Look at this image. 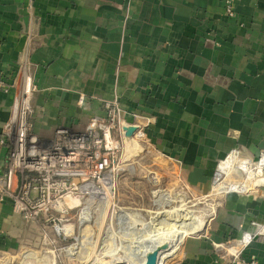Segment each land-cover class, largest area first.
I'll return each instance as SVG.
<instances>
[{
	"label": "crops",
	"instance_id": "1",
	"mask_svg": "<svg viewBox=\"0 0 264 264\" xmlns=\"http://www.w3.org/2000/svg\"><path fill=\"white\" fill-rule=\"evenodd\" d=\"M25 60L38 137L82 133L117 94L127 122L203 193L228 155L238 159L233 150L248 159L264 150V0H0V74L11 85L0 90V173L15 148L4 133ZM249 192L225 191L205 234L186 239L183 264H223L213 245L264 223V187ZM9 219L0 203V227ZM243 258L264 264V237Z\"/></svg>",
	"mask_w": 264,
	"mask_h": 264
},
{
	"label": "rangeland",
	"instance_id": "2",
	"mask_svg": "<svg viewBox=\"0 0 264 264\" xmlns=\"http://www.w3.org/2000/svg\"><path fill=\"white\" fill-rule=\"evenodd\" d=\"M138 131L128 142L124 134L117 137L111 150L82 148L79 174L68 177L58 174L63 169L57 142L37 136L36 153L52 168L25 169L16 193L0 201L11 208V219L2 224L6 229L0 227V264H143L145 251L160 242L176 245L172 233L163 237L169 227L185 220L183 228L208 227L226 195L222 187L245 182L242 170L232 169L223 179L214 176L203 193ZM194 236H185L175 253L162 254L160 264H183L184 243ZM213 247L228 263L225 250Z\"/></svg>",
	"mask_w": 264,
	"mask_h": 264
},
{
	"label": "built area",
	"instance_id": "3",
	"mask_svg": "<svg viewBox=\"0 0 264 264\" xmlns=\"http://www.w3.org/2000/svg\"><path fill=\"white\" fill-rule=\"evenodd\" d=\"M229 16L235 15L233 7L228 4L226 8ZM30 63L28 60L23 61L20 67L21 80L23 81V95L18 99L15 108L17 109L14 116L11 117L10 122L5 127L4 136L6 138H15V148L11 153L10 167L6 173H0V201L7 198L8 195L16 193L20 180L25 176V169L32 172H49L52 168L50 160H47L45 155L38 156V137L34 133V121L32 119L33 108L31 99L37 87L30 75ZM11 89L4 77L0 74V90L8 93ZM105 113L104 115L94 116L90 119L86 134L72 133L70 130L62 129L58 131L59 139L56 141L59 149H62V154L59 157V164L62 165V171L58 173L60 176H76L79 174L77 169L80 167V150L84 147H104L106 150H111L117 147L118 138L124 134L123 126L130 123L126 120V111L123 109L120 99L117 94L110 100L103 103ZM136 126L139 131L136 136L144 137L145 132L140 125ZM70 132V133H69ZM118 137V138H117ZM0 143H5V138L0 137ZM243 159L244 164L248 170H251L256 178L262 182L256 186L257 189L264 187V150L259 153L257 158H244L241 151L236 149L231 153H235ZM30 156L28 159L26 156ZM98 153L95 154L97 156ZM229 156V155H228ZM93 156L91 155L90 158ZM106 161V159H104ZM249 174V172H248ZM243 175H247L243 171ZM31 174H28L29 178ZM243 181V180H242ZM230 186V185H229ZM238 194L247 195L252 192L247 191L244 184H238ZM252 231L244 232L240 240L231 243L223 244L216 248L225 250V257H229L228 263L223 264H260L255 259L243 258V252L259 237H264V223L252 222ZM235 248V253L231 251ZM223 260V258H221ZM221 262L218 261V264Z\"/></svg>",
	"mask_w": 264,
	"mask_h": 264
},
{
	"label": "bare ground",
	"instance_id": "4",
	"mask_svg": "<svg viewBox=\"0 0 264 264\" xmlns=\"http://www.w3.org/2000/svg\"><path fill=\"white\" fill-rule=\"evenodd\" d=\"M235 153H237V152H235ZM237 156H238V159H236L233 156H230L229 155L225 159V161H223L221 163V165L222 164H225V167H226L225 174L226 173H229V171H231L232 169H234L236 171L242 170V172L243 171H246L247 175H245V176L243 175L244 176V179H245V182L244 183H241V184H244L245 185V187L247 188V191L251 190L252 187L257 186L258 184L260 185V183L262 181L259 178H256L255 175L253 174V172H251V170H248L247 166L243 162V159H240L238 154H237ZM220 166L218 167L217 172L215 174V177H218V178L221 177L220 173H218ZM248 172H249V174H248ZM238 184H230V186L229 185H225V186H223V191L225 192V191H230L231 190V191L237 192L238 191ZM185 221L184 222L182 221L183 222V225H185L184 224ZM179 223H181V222H179ZM202 224H204V223H202ZM181 227L175 228L172 225V227H169V228H171L169 231H166V233L165 232L163 233V235H164L163 237H165L166 235H169L170 236V234L172 233L171 238L174 239V240H176V245L175 246L172 247V242L170 240H165L164 239L165 241L160 242L155 247H153V248L145 251V253L143 255L144 256V262H143V264L146 263L148 254L151 253L153 250H159L160 251L159 261H158V264H160L161 255L164 254V253H166V252L169 255H171L172 253H175L177 251V249L179 248V246L181 245L182 239L185 236H187V235H196V236H199L201 233L205 232V229H206V225L205 226H203V225L202 226L201 225H199V226L189 225L188 226L187 225L185 228H183V227L181 228ZM165 246L167 247V249L166 250H163V247H165ZM234 253H235V251H234Z\"/></svg>",
	"mask_w": 264,
	"mask_h": 264
},
{
	"label": "water",
	"instance_id": "5",
	"mask_svg": "<svg viewBox=\"0 0 264 264\" xmlns=\"http://www.w3.org/2000/svg\"><path fill=\"white\" fill-rule=\"evenodd\" d=\"M137 127L134 125H124L123 126V131H124V138L128 142L130 141L133 136L135 135V132L137 131ZM167 247H163V250H166ZM159 255L160 251L159 250H153L151 253L148 254L147 256V261L145 264H158L159 261Z\"/></svg>",
	"mask_w": 264,
	"mask_h": 264
}]
</instances>
